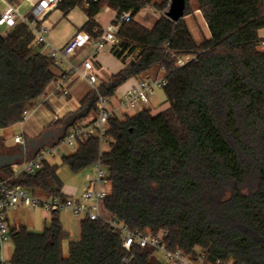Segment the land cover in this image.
Instances as JSON below:
<instances>
[{
	"label": "trees",
	"instance_id": "16d2710c",
	"mask_svg": "<svg viewBox=\"0 0 264 264\" xmlns=\"http://www.w3.org/2000/svg\"><path fill=\"white\" fill-rule=\"evenodd\" d=\"M209 36L198 42L185 17H166L170 0H61L66 18L84 5L88 17L80 31L99 36L96 16L104 9L131 15L117 29L111 53L125 67L97 84L81 101L86 117L98 114L99 95L112 99L131 78L163 67L169 107L108 120V150L97 138L81 142L61 165L45 161L34 175L15 184L34 194L65 199L60 166L77 174L98 160L108 168L111 190L104 209L136 233L168 232L164 244L201 264H264V0H197ZM18 5L20 0H9ZM159 13L152 29L135 17L143 8ZM2 14H0V23ZM115 23V21H113ZM190 57L183 66L180 58ZM55 61L36 43L29 26L18 21L0 33V129L23 121L24 113L55 82ZM85 117V118H86ZM77 120L73 124L83 121ZM65 118L51 124L56 129ZM65 135V132L63 136ZM61 139H53V144ZM4 177L13 167L2 170ZM10 264H165L152 247H123L120 231L102 220L80 221L71 235L54 212L42 232L20 225L10 231ZM69 242L68 255L64 244Z\"/></svg>",
	"mask_w": 264,
	"mask_h": 264
},
{
	"label": "built area",
	"instance_id": "2783aa9c",
	"mask_svg": "<svg viewBox=\"0 0 264 264\" xmlns=\"http://www.w3.org/2000/svg\"><path fill=\"white\" fill-rule=\"evenodd\" d=\"M9 2V0H7ZM32 2V10L28 16L22 15L17 7L9 2V9L2 14L0 26L4 24H12L17 20L25 22L33 31L36 38V43L49 47L48 55L54 59L56 65L69 63L70 57L75 54L78 49L90 47L91 55L95 56L100 52L105 51L109 45L119 42L116 32L118 27L126 21L130 20L131 15L124 13L119 17H115L113 21L102 30L99 36H93L88 32H78L72 37L69 42L61 49L55 48L49 41L50 28L45 24L48 17L56 10L61 0H27ZM143 8L142 10H145ZM264 48V40L261 42V47ZM190 57L180 58L177 61L178 66H183ZM83 69L72 66L73 72H78L82 77L89 82L93 87L92 90H97V76L95 74L94 65L91 59H87L82 64ZM161 74L156 77H150L138 80V82L121 96L115 103L112 99L104 98L99 95L97 102L98 114L88 121H80L72 124L66 131L65 135L58 143L49 144L35 151L32 156L27 155V158L20 164L18 169H15L13 174L0 177V264H10L1 255L3 247L6 243L11 242L10 227L8 224L7 211L19 205L37 208L42 207L48 212H60L69 210L72 215L78 220H102L109 224L113 229L120 231L123 237V247L130 251L132 246L137 244L141 248H154L159 258L165 264H201L191 260L183 251H170L164 244V238L168 232H161L157 236L149 233H136L129 230L126 226L117 223L111 215L105 214L104 200L109 195L111 184L109 181V171L100 160L95 164L96 175L90 180L88 187L79 197H67L59 199L55 197L40 196L32 193L30 190L15 184V180L22 174L34 175L43 168L44 162L48 158L55 157L61 153L60 146L65 144L70 147L80 146L81 142L88 138H97L100 146V155L105 152V148L110 147L111 139L107 135L108 120L114 116L121 119H126L132 112L139 113L143 106L147 104L152 97L156 95L158 90H163L167 85L165 77V69L160 67ZM68 95L69 90L63 83H56L54 94ZM29 110L24 113L23 124L26 120V115ZM24 142V136L18 135L15 137V143L21 144ZM217 264H220L219 262Z\"/></svg>",
	"mask_w": 264,
	"mask_h": 264
},
{
	"label": "crops",
	"instance_id": "0c3cea01",
	"mask_svg": "<svg viewBox=\"0 0 264 264\" xmlns=\"http://www.w3.org/2000/svg\"><path fill=\"white\" fill-rule=\"evenodd\" d=\"M25 2L28 6L22 7L21 4L16 5L18 11L25 16H28L31 13L32 10V2H29L27 0L23 1ZM192 6V13L188 16L185 17V20L188 23V18L192 16L196 17H201L202 20L204 21L200 10H199V4L198 1L195 0L191 3ZM148 7H146L147 9ZM9 9V2L7 0H0V14H3L7 12ZM107 10L111 11V17L108 22V24L104 25L103 23L100 22L99 20V15L102 13H99L96 16V22L100 25V27L103 29L107 28L109 24H111L116 17V11L106 8ZM145 9V10H146ZM144 11V10H142ZM72 12V11H71ZM69 13V17L70 14ZM67 16V17H68ZM159 18V13L156 11L155 14H146L145 16H140L139 14L135 17V20L141 23L143 26L152 29L156 22L158 21ZM88 17L86 16V21L81 25H76L74 24V27H72V31L63 39L61 42H56L54 43L52 39L49 38V41L51 45L55 48L61 49L63 48L69 40L75 36L76 33L78 32H85V31H80L81 28L84 26V24L87 22ZM19 20H17L15 23L12 24H4L0 26V33L1 34H8L14 26L17 24ZM205 23V21H204ZM45 24L50 28V35L52 34V30L54 29V24L46 20ZM189 25V23H188ZM206 25V23H205ZM207 27V25H206ZM190 28V26H189ZM208 29V28H207ZM191 30V29H190ZM261 32V30H260ZM259 32V34H260ZM49 35V36H50ZM209 36V32H208ZM206 36V37H208ZM195 37V36H194ZM261 38V37H260ZM262 41L264 38H261ZM199 42V41H198ZM111 46L109 45L108 48L103 51L98 53L95 56L91 55V49L90 47H85L78 49L73 56L70 57L69 63H64L62 65H56L55 67V73L57 75V78L55 82H53L49 88L47 89L46 93L41 96V98L37 101V103L33 104L29 111H30V119L26 123L21 124V129L23 131V136H24V141L29 140V139H36L37 142H41V138L44 132H47L48 130H53L51 128V124L54 123L58 119H62L65 117H68L69 115L79 111V108L81 106V101L82 99L93 89V87L89 84L87 80H85L82 75L78 72H73L72 71V66L78 67L81 70L83 69L82 64L85 60L91 59L94 65V72L97 76V83L99 84L101 82H108L111 77L114 74H117L119 71H121L125 65L120 61V64L116 62V60L112 59V53H111ZM89 51V52H88ZM42 52H50L49 47H43L42 46ZM85 52H88V55L85 57V59H81V55ZM156 69V72L153 73V69ZM152 68L147 74L139 77H134L131 78L127 83H125L123 86H121L115 97L112 98L113 103H115L121 96H123L129 89H131L137 82L138 80L145 79V78H150V77H156L161 74L160 72V67H154ZM56 83H63L64 86L69 90L68 95H63L61 94H54V89H55V84ZM167 109V108H166ZM164 111V110H163ZM152 112V111H151ZM162 112V111H161ZM137 114L136 112L130 113V115ZM159 114V113H158ZM92 115H89L84 119V121H88L92 118ZM53 138L48 140L47 145L53 144L52 142ZM4 146V145H3ZM6 146V145H5ZM19 146V144H18ZM15 147V146H13ZM35 153L34 150H30L29 156H32ZM14 169V168H13ZM15 170V169H14ZM90 182V179L88 180V184L83 188L82 192L80 194H76L75 191H69L66 188L63 187L62 193L64 194L65 198L67 197H79L83 193V191L88 187ZM22 206V205H19ZM19 206L15 208H11L7 211V217H8V224L10 229L17 228L18 225L12 224V221L10 219V211L13 209L18 208ZM65 212H68V215H72V213L69 210H62ZM61 212V211H60ZM59 212V218L62 222L63 227L69 231L70 235L78 236L76 238L79 239L80 236V220L77 221L76 219H71L69 220L60 215ZM66 214V213H65ZM106 215H110L108 212L105 211ZM73 216V215H72ZM24 225V224H19ZM27 227V225H24ZM47 228V227H46ZM72 239V238H71ZM77 239V240H78ZM74 240V239H72ZM76 241V239L74 240ZM66 244V243H65ZM14 253V246L12 241L8 242L4 245L3 250L1 252V255L3 258L7 261H10L13 257Z\"/></svg>",
	"mask_w": 264,
	"mask_h": 264
},
{
	"label": "rangeland",
	"instance_id": "374dc122",
	"mask_svg": "<svg viewBox=\"0 0 264 264\" xmlns=\"http://www.w3.org/2000/svg\"><path fill=\"white\" fill-rule=\"evenodd\" d=\"M23 1L25 0H20L19 4H21L22 7L25 8V6L28 5ZM193 1L195 0H191V3ZM148 13L155 14L156 10L148 7L146 10L141 11L139 15L145 16ZM110 17H111V11L104 9L102 13L99 15V20L101 23L106 25L108 24ZM48 21H50L55 25L54 29L52 30V34L49 36V38L52 39L54 43L56 42L59 43L63 39H65L67 35H69V33L72 31V27H74V24L82 25L86 21V13L84 11V5L76 7L71 12L70 17L68 16L66 18L63 17L62 12L55 10L48 17ZM188 23L197 41L201 42L203 38L208 36V29L200 16L189 17ZM260 37L264 38V28L261 29ZM88 52L83 53L81 55V59H85V57L88 55ZM112 59L116 60V62L120 64V61L114 55H112ZM154 72H156L155 68L153 69V73ZM143 107L146 109H150L154 115L168 108L169 103L167 102V98L164 90H158L156 92V95L152 97L150 101L147 104H145ZM30 118L31 117L29 111L28 114L26 115L25 126ZM22 134L23 131L21 129V124L14 125L6 129H0V153H13L18 148V144L15 143V137ZM60 149H61V153L57 154L55 157L48 158L49 162L61 165L63 156H69L74 154L77 150V147L76 146L70 147L65 144H61ZM105 150H108V148H105ZM12 167L14 169H18L20 167V164H15ZM1 174H3V171L0 172V175ZM58 175L64 184V188H66L69 191L71 190L75 191L76 194H80L83 188L88 184V180L89 179L91 180L96 175V168L91 167L80 173L75 174L70 170L68 166H60ZM52 214H53L52 212H48L42 207L32 208L22 205L10 211L9 215L12 224H16L18 226L19 224H24L27 225V228L31 231L42 232L46 227H50ZM60 215L66 217L68 220L69 218L76 219L72 215L69 216L68 212L65 211H61ZM76 220L79 221L78 219ZM76 237L78 236L73 237L71 235V238L74 240L78 239ZM72 239L70 240L74 241ZM68 246H69V242H66V244H64L65 256L68 255V251H69Z\"/></svg>",
	"mask_w": 264,
	"mask_h": 264
},
{
	"label": "water",
	"instance_id": "95a60500",
	"mask_svg": "<svg viewBox=\"0 0 264 264\" xmlns=\"http://www.w3.org/2000/svg\"><path fill=\"white\" fill-rule=\"evenodd\" d=\"M170 1V6L165 15L171 21L178 22L185 16L187 0ZM87 113L88 110L83 109L69 115L68 117H66L62 126L44 132L41 138V142H37L36 139H29L19 144L17 152L0 153V172L5 168L14 166L15 164H21L27 158V155H29L30 150L37 151L41 149L42 147L47 145L49 139H61L64 132L73 124V122L85 118Z\"/></svg>",
	"mask_w": 264,
	"mask_h": 264
},
{
	"label": "flooded vegetation",
	"instance_id": "af4514ba",
	"mask_svg": "<svg viewBox=\"0 0 264 264\" xmlns=\"http://www.w3.org/2000/svg\"><path fill=\"white\" fill-rule=\"evenodd\" d=\"M17 151H18V148L14 152H17Z\"/></svg>",
	"mask_w": 264,
	"mask_h": 264
}]
</instances>
